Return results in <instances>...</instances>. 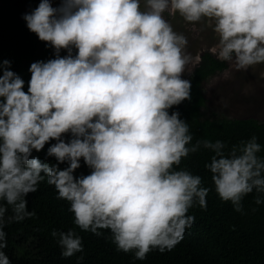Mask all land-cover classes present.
<instances>
[{
    "label": "clouds",
    "instance_id": "clouds-1",
    "mask_svg": "<svg viewBox=\"0 0 264 264\" xmlns=\"http://www.w3.org/2000/svg\"><path fill=\"white\" fill-rule=\"evenodd\" d=\"M166 12L206 21L218 58L236 70L264 64V0H61L55 7L40 0L24 15L55 57L30 65L27 91L10 61L0 65V264H11L2 251L4 224L36 214L27 197L45 180L80 230H109L117 251L139 260L174 249L193 226L189 210L206 208L211 189L179 167L201 148L213 153L205 167L222 201L242 212L255 192V203H264L257 137L230 148L220 140L193 143L188 122L170 112L191 99L183 78L190 56ZM46 145L41 161L33 153ZM81 162L86 175L76 174ZM51 236L63 257L83 251L76 229Z\"/></svg>",
    "mask_w": 264,
    "mask_h": 264
},
{
    "label": "trees",
    "instance_id": "trees-1",
    "mask_svg": "<svg viewBox=\"0 0 264 264\" xmlns=\"http://www.w3.org/2000/svg\"><path fill=\"white\" fill-rule=\"evenodd\" d=\"M0 3L4 4L0 8V65L4 60L10 61L11 70L24 79V90L27 91L30 65L55 57V50L31 32L23 18L38 6L40 0H0ZM61 55H67V51L63 50ZM227 68L228 62L220 60L211 51H204L190 79L191 99L174 106L170 112L179 111L181 119L188 122L193 143L201 139L220 140L230 148L255 136L262 145L260 155L264 156V121L208 118L203 114L207 103L205 82ZM46 151L47 145L45 150L33 154L45 161ZM212 155L210 150L201 148L184 158L179 166L200 175L204 186L211 190L206 198V208L196 205L189 210L188 214L195 217L193 226L170 251L153 250L146 259L139 260L132 252L117 251L109 230H101L103 235L100 236L80 230L73 223L68 202L58 199L55 188L46 180L27 197L28 210L36 214L23 221L4 224L7 247L2 251L11 264H264V203H255V192L242 201V212L235 211L230 202L222 201L214 190L211 173L205 167ZM48 159L55 162L54 158ZM81 173H89L83 162L76 174ZM69 229H76L81 236L83 251L66 258L61 255V248L51 233Z\"/></svg>",
    "mask_w": 264,
    "mask_h": 264
},
{
    "label": "rangeland",
    "instance_id": "rangeland-1",
    "mask_svg": "<svg viewBox=\"0 0 264 264\" xmlns=\"http://www.w3.org/2000/svg\"><path fill=\"white\" fill-rule=\"evenodd\" d=\"M58 6L61 0H51ZM4 4L0 3V8ZM173 29L187 37L186 52L190 62L186 65L184 79H191L204 51H214L218 37L206 21L195 24L183 20L178 14H164ZM207 98L203 114L208 118H256L264 121V64L248 70H236L228 62V68L209 78L204 84Z\"/></svg>",
    "mask_w": 264,
    "mask_h": 264
}]
</instances>
